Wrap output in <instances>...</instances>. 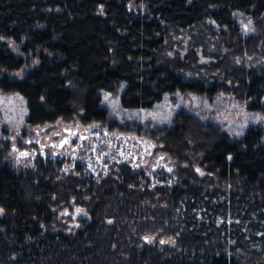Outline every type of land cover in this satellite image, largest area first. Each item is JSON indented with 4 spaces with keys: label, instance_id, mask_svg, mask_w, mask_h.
Returning a JSON list of instances; mask_svg holds the SVG:
<instances>
[{
    "label": "trees",
    "instance_id": "trees-1",
    "mask_svg": "<svg viewBox=\"0 0 264 264\" xmlns=\"http://www.w3.org/2000/svg\"><path fill=\"white\" fill-rule=\"evenodd\" d=\"M0 90L25 100L30 126L122 129L103 93L119 94L121 113L174 94H231L261 111L264 0H0ZM139 134L160 155L147 173L66 176L43 156L17 171L0 139V264H264V129L232 141L181 108ZM73 206L88 217L56 230Z\"/></svg>",
    "mask_w": 264,
    "mask_h": 264
},
{
    "label": "rangeland",
    "instance_id": "rangeland-1",
    "mask_svg": "<svg viewBox=\"0 0 264 264\" xmlns=\"http://www.w3.org/2000/svg\"><path fill=\"white\" fill-rule=\"evenodd\" d=\"M237 22L244 33L255 31L250 18L238 16ZM200 59L201 64L210 62L209 59ZM22 75L23 72H18L10 77L21 78ZM102 97V105L111 111L112 120L117 121L122 129L111 131L103 124H83L78 119L70 122L59 119L54 123L30 126L26 123L25 100L0 90V139L10 144L8 161L15 166V170L21 171L31 166L38 157L51 158L61 162V172L66 176L91 174L99 172L103 166L114 164H130L134 169L147 173L158 162L160 155L153 154L155 147L149 148L152 142L139 132L152 126L170 125L181 108L203 119H215L229 133L232 141L242 139L250 128L264 129V107L261 111H252L249 102L239 101L231 94H219L214 99L174 94L166 97L154 110L124 113L120 112L118 93H103ZM161 162L164 166L169 165L165 158ZM78 208L73 206L70 211H60L56 230L62 229L58 227L60 224L66 232L74 231L79 219L88 217L85 210L77 212ZM166 243L174 245L173 240H166Z\"/></svg>",
    "mask_w": 264,
    "mask_h": 264
},
{
    "label": "snow or ice",
    "instance_id": "snow-or-ice-1",
    "mask_svg": "<svg viewBox=\"0 0 264 264\" xmlns=\"http://www.w3.org/2000/svg\"><path fill=\"white\" fill-rule=\"evenodd\" d=\"M22 155H26V154H25V153H22ZM76 211H77V212H82L83 209H79V208H78Z\"/></svg>",
    "mask_w": 264,
    "mask_h": 264
}]
</instances>
